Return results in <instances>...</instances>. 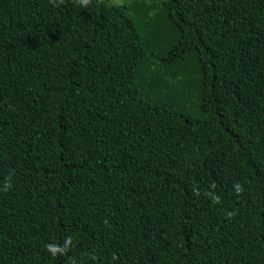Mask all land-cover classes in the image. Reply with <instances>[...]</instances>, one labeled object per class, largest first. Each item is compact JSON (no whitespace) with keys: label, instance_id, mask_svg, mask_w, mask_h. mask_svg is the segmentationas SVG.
Here are the masks:
<instances>
[{"label":"trees","instance_id":"obj_1","mask_svg":"<svg viewBox=\"0 0 264 264\" xmlns=\"http://www.w3.org/2000/svg\"><path fill=\"white\" fill-rule=\"evenodd\" d=\"M9 178L0 264H264V0H0Z\"/></svg>","mask_w":264,"mask_h":264},{"label":"clouds","instance_id":"obj_2","mask_svg":"<svg viewBox=\"0 0 264 264\" xmlns=\"http://www.w3.org/2000/svg\"><path fill=\"white\" fill-rule=\"evenodd\" d=\"M49 2L54 7H59L64 3V0H49ZM73 3L82 8H87L89 5H91L92 0H73ZM234 187L236 189L237 195L243 192V186L240 185L239 183L235 184ZM10 188H11V178H9L8 181L3 184V187L0 188V191L8 192ZM215 202L219 203L218 197L216 198ZM72 242H73V238L69 236L65 238V242L62 246L50 243L46 245V249L53 257H56L58 255H65L69 251Z\"/></svg>","mask_w":264,"mask_h":264},{"label":"rangeland","instance_id":"obj_3","mask_svg":"<svg viewBox=\"0 0 264 264\" xmlns=\"http://www.w3.org/2000/svg\"><path fill=\"white\" fill-rule=\"evenodd\" d=\"M110 2H114L115 4H120V3H123L127 0H109Z\"/></svg>","mask_w":264,"mask_h":264}]
</instances>
